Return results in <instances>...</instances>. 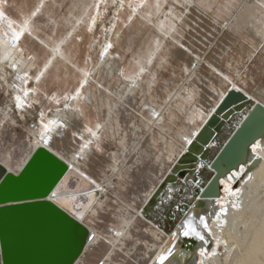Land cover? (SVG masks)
<instances>
[{
  "label": "rangeland",
  "instance_id": "1",
  "mask_svg": "<svg viewBox=\"0 0 264 264\" xmlns=\"http://www.w3.org/2000/svg\"><path fill=\"white\" fill-rule=\"evenodd\" d=\"M0 11L6 22L0 24L1 34L8 32L7 26L13 31L20 29L21 23L27 26L16 38L15 62L27 78L24 90L28 95L24 108L19 109L21 102L11 88L15 71L11 72L7 63L0 67V125L7 119L8 129L7 135L0 137V157H10L9 164L18 169L32 149L33 121L41 129L57 110L74 114L75 124L64 127L69 138L73 133L90 136L87 129L96 131L95 125L101 124L97 132L100 150H95L92 137L93 143L80 161L84 169L106 182L109 190L86 218L105 241L93 254V264L111 252L116 259L105 264H147L145 258H154L183 215L167 216L161 224L154 209L149 210L154 219L136 221L125 242L117 241L112 248L107 241L113 244L114 235L106 228H118L120 212L127 209L124 201L133 206L129 207L132 214L134 207H143L144 193L153 190L173 163L166 155L171 154L168 146H177L173 141L176 130L190 133L189 127L201 122L191 118L193 112L203 114L202 110L207 111L209 104L217 101L216 94L205 90L214 83L209 65L231 61L234 70L241 69L243 88L262 86L264 0H0ZM172 29L176 35H171ZM178 37L182 38L179 42L187 41L185 47L196 49L191 56L176 47ZM156 40L163 46L159 53ZM108 43L113 48L102 56ZM54 46L59 49L57 55L53 54ZM196 56L203 63H198ZM165 57L168 63L161 65ZM190 60L197 63L196 69H191ZM249 62L253 67L243 74ZM185 67L189 73L183 71ZM85 79L81 97L73 99ZM189 86L197 90L192 100L184 91ZM175 92V97H169ZM160 105L164 120L146 126L150 108ZM67 139L61 137L57 143ZM114 151L121 159L120 176H114L109 168ZM240 177L233 182L234 189H239ZM157 235L159 239L154 238ZM185 240L180 241L177 254L185 244L190 250L192 243ZM218 251L223 256V243Z\"/></svg>",
  "mask_w": 264,
  "mask_h": 264
},
{
  "label": "bare ground",
  "instance_id": "2",
  "mask_svg": "<svg viewBox=\"0 0 264 264\" xmlns=\"http://www.w3.org/2000/svg\"><path fill=\"white\" fill-rule=\"evenodd\" d=\"M2 13L3 12L0 11V24L6 23L3 20L4 13ZM19 26L20 29H17L16 31H13L12 28L7 26L8 32H3L2 34L0 33V67L3 68V65L7 63L11 68V72L15 71L13 77L11 76L13 79L11 88L14 91L17 99L21 103H23L26 99L25 97L28 96L26 94L27 92H25L26 89L24 90V85L27 82V78L24 77V75L21 73V67H18L17 62H15V46L16 38L20 37L21 34H23L27 30V26L22 25V23ZM52 51L53 54L57 55L59 49H57V47L55 48L54 46L52 48ZM108 64L107 66H109ZM257 88L260 87H256V89ZM229 89L230 87L226 91L223 90L221 92L223 94L219 96V99H217L215 103H210L211 105L209 104V106L207 105V111L201 109L202 112H204L203 114H197L193 112L194 115H192L191 118L193 120H197L199 118L201 122L197 123L196 127L190 126V133H184L180 130H176L177 137H174L172 135V138H175V140L173 141L177 146L175 147L174 144L168 146V149L170 147L169 152L171 154L165 155L169 159H173V163L172 165H170L168 170H166L165 174L152 190H159L158 194L155 197L157 202L165 201V193L169 191V188L172 185H177V187H179L180 184H184L186 179L187 187L185 188V191H187L188 188H191L192 191L189 193V195H195L197 197L196 200L192 201V205L189 206L183 214H179L183 215V218L176 225L174 232L182 231V225L188 217L192 218L193 226L196 227L198 231H203L198 217L199 215H206L209 217V225L212 230L211 235L206 236V239L209 240V245H204L201 241H199L198 238H188L186 240H189L192 243L190 250L187 249V246L185 244L182 252L177 254L176 250L179 249L180 241L184 238L181 236L179 237V242L175 244L174 255L172 258H170L171 264H194V253L195 259H203L198 256V252L202 247H209L210 251L213 248L217 250V254L209 259H206L205 264H264V116L259 118L258 120H255L250 129H248L246 135L242 136L241 139L228 150L226 155H220L218 157V162L213 164L214 157L212 158V155L218 156L217 154L219 152V148L230 137V135L238 126L239 122L245 116L246 112L252 107L253 103L248 105L246 111H244L242 114L236 115L230 120H226L225 126L218 133V137L209 141V143L204 144V147H206V150L208 151L205 157L198 154L196 151L191 152L195 157H193L191 161L185 162L188 164L189 162H192L195 170L190 173H185L184 176L178 178L175 181L173 180L171 182L163 184L165 177L170 174V172L173 171L178 175L180 174V169H176L175 165L177 166V164L180 163L183 152H190L191 144L184 143L181 138L185 137L193 140L194 137L197 136V133L201 129L202 125L207 122L211 114L216 112H219L220 114L223 113L219 111V103L225 97L226 92ZM237 90L244 92V94L248 98L253 100L254 103H261L264 105V97L260 95L258 90L256 91L255 95L253 94L254 90H247L240 85H238ZM169 94V97H173L176 92L174 94ZM161 106L162 105H160L159 108H150L151 117L147 116L146 126H149L150 123L160 124L157 123V118L152 116V112L154 110L163 115V106ZM9 115L10 114L7 113L6 117H8ZM73 115V112H66L64 111V109L57 110L49 115L51 121L54 120L57 122L56 124L51 126L52 131L49 133V135L53 137L54 142H57L61 137L63 139L68 138L67 140L69 141L70 138L66 136L64 127L66 125L75 124L76 120ZM33 122V129L31 130V134L33 137L31 141L32 149L29 154L23 159L19 168L15 169L9 164L10 157H0V162L9 171L17 172L26 162L28 157L32 154L33 150L37 146L41 145L39 134L43 131V127L40 129L39 123L36 121ZM61 124H63L64 126L60 127ZM160 128H162V126H160ZM78 134L83 136L84 139L83 141L77 140V143L75 144L72 143L71 146L74 150L76 149V147L81 146L83 143L92 140L91 136L85 137L83 133ZM63 143L67 142L65 141ZM178 146L180 149L178 148ZM254 146L255 151H253ZM87 149H85V154L87 152ZM52 151H55V149H52ZM120 160L121 159L117 155V152L114 151L112 162L109 165V168L113 172L114 176H120V172L122 170V166H120ZM65 162L69 165L68 171L64 175V177L67 178V185L66 189L62 190L59 195L62 198H67L68 202L66 205H61L59 207H61L73 218L79 205H88V196L86 195V193L92 191L93 189L87 184L86 181H84L81 177H78L71 171L72 167H76L80 172H84V174L90 179L95 180L102 189V191H100V193L96 195L92 204L87 208L82 209L83 216L78 220L87 228L88 231L95 232L96 235L100 237L101 234H99V231L96 230L94 226L90 225L86 221V218H88V216L92 212H95L96 204L102 202L103 195L105 196V198L106 195H108L109 190L107 189L108 187L106 186V182H101L100 179L93 175L90 169H84L81 165V162H77L74 164L71 159V155L65 157ZM239 168H244L247 174L252 177V179L249 180L248 175L239 173ZM207 173H211V177H208ZM233 173H237V177L240 175L243 177L242 179H239L240 193L237 196L232 195V192L235 191V189L233 188L234 181L229 182L227 179L229 176H232ZM193 176L195 177V180H193ZM107 181H110V179ZM197 186H200V190L198 192L196 191ZM231 195L233 196L232 198H230ZM72 197H76V199L72 200ZM217 200L220 201L219 204L215 203V201ZM124 202V204H126L127 206V209L124 208L125 210L120 212L121 219L119 221V226H117L118 228H115L113 226L106 228L107 231H109L113 235L115 231L121 230L120 227L124 220H131L135 215L130 213L129 207L132 208L133 206L129 202ZM233 204H239L240 207L233 208ZM221 207L226 208L227 212L226 214L221 215L219 220H217L214 213L216 211H219ZM121 208H123V206H121ZM134 208L133 210H135ZM153 209L154 208L150 209V211ZM125 211L127 213H125ZM167 216H178V214L174 209L166 207L160 208L158 212L155 211V217H157L161 224L164 223V220ZM154 233L157 234L156 231H154ZM129 234H132L131 228L129 229ZM170 236L167 238V240H164L163 243L159 245L155 255L159 254L164 248L170 246L167 243V241L170 239ZM124 238H117L114 236L113 245H117L115 244L117 241L125 242L123 241ZM225 242L227 244L226 247H224ZM89 243H91V241H89ZM221 243H223V250H225L223 256H221L218 251L219 244ZM188 252H190L191 255L188 256ZM77 260H80V257H78Z\"/></svg>",
  "mask_w": 264,
  "mask_h": 264
},
{
  "label": "water",
  "instance_id": "3",
  "mask_svg": "<svg viewBox=\"0 0 264 264\" xmlns=\"http://www.w3.org/2000/svg\"><path fill=\"white\" fill-rule=\"evenodd\" d=\"M251 103L252 107L219 148L218 156L212 155L213 164L246 135L255 120L264 116L263 104L254 103L244 92L230 88L219 103V111L223 113L211 114L192 140L190 152H183L180 163L175 165L180 174L170 172L163 184L195 170L192 162H185L195 157L191 152L205 157L208 151L204 144L218 137L226 120L242 114ZM36 153H39L36 160L29 163ZM0 168L5 170L0 176V264H74L72 257L87 228L79 221L78 226H74L72 217L45 195L54 182L59 183L61 163L50 160L40 145L17 172L9 171L1 162ZM63 171L65 175L68 168Z\"/></svg>",
  "mask_w": 264,
  "mask_h": 264
},
{
  "label": "snow or ice",
  "instance_id": "4",
  "mask_svg": "<svg viewBox=\"0 0 264 264\" xmlns=\"http://www.w3.org/2000/svg\"><path fill=\"white\" fill-rule=\"evenodd\" d=\"M131 20V17L129 18ZM94 22V21H93ZM227 27V26H225ZM171 35H176V30L172 29ZM182 38L178 37V40L176 42V47H178L183 52H187L189 56L192 55L193 52L196 51V49L192 45H188V47H185V44L187 41L179 42V40ZM156 53H159L162 50V45L160 44L159 40H156ZM113 48L112 43H108L101 55L106 56L109 51ZM227 55V54H225ZM156 55H154L152 58L148 60V63L151 64L153 60L155 59ZM196 61L198 63H203V61L200 60V56L195 57ZM169 58L165 57L161 60V65H165L168 63ZM191 65V69L197 68V63H192L191 60L189 61ZM243 63V62H242ZM253 67L252 63L249 62L246 64V67L243 68V74H246L249 69ZM209 68L213 74V80L214 83H211L205 90L216 94L217 99H219V96L223 93L219 91V89H224L225 91L230 87L231 90L235 91L238 88V85L242 86V72L240 67H236L234 70L233 62L229 61L226 65H222L221 63H218L216 67H212L209 65ZM163 70V67L160 68ZM144 69H141V72H143ZM185 73H189L190 69L185 67L183 69ZM121 75H123L121 73ZM155 79V77H153ZM207 83V82H205ZM87 84V81H83L81 87L78 91H74L73 99L81 97L82 91ZM219 85V88L217 87ZM203 88L204 86L201 85ZM259 91V93L264 96V81H262V86L260 88H257L253 91V94H256V91ZM184 91L188 94L189 100H192L193 97L197 94L196 89H192L191 86L189 88L184 89ZM201 95H203V92H200ZM68 99V98H66ZM24 103H20L19 109L24 108ZM152 116L157 118V123L162 122L164 120V116L161 113H158L153 110ZM14 123V122H13ZM57 122L52 120L48 123H44L42 125L43 131L39 134L40 142H41V148L42 150H46L48 154V158L52 160L53 162H60L62 165V171L60 175L57 176V180L59 183L54 182L53 186H50L48 189V193H45L47 196V199L53 203L56 206L66 205L68 200L67 198H62L59 193L62 190L66 189L67 185V178L64 177V171L63 169H67L69 165L67 163H64L65 157H68L71 155V159L73 163L80 162L85 157V149L89 147L90 144L93 143V140H89L86 143H83L81 146L76 147L74 150L72 145V139H77L83 141V136H77L75 133L72 134V138L69 139L67 143H57L54 142L53 137L49 135V133L52 131L51 126L56 124ZM64 125L61 124L60 127H63ZM101 124L97 123L95 125L96 131H93V129L89 128L87 129L89 135L95 139L96 142V151L100 150V145L98 143L99 136L97 135V132L101 129ZM7 119L5 125H0V137H3L7 135ZM184 143L186 144H192V139L182 137L181 138ZM52 149H55V151H52ZM253 151H255V146L253 148ZM39 155V153H36L32 155L31 161H35L36 157ZM159 158H157L158 162ZM204 167V166H202ZM4 169L0 168V176L4 175ZM24 171H27V168L24 169ZM71 171L77 175L78 177H81L84 181L87 182V184L93 189L92 191L86 193L88 196V205H79V207L76 209V212L71 220V223L74 226H78V220L82 218L83 212L82 209L87 208L89 205L92 204L94 198L102 189L100 186L96 183L95 180L90 179L88 176L84 174V172H80L76 167H72ZM239 173H242L244 175H248L244 168L238 169ZM21 175H23V172H21ZM62 177H64L62 179ZM243 178L242 176L240 177ZM229 182L235 181L237 179V173H233L232 176H229L228 178ZM248 179L251 180L252 177L248 175ZM193 180H195V177L193 176ZM179 183V182H178ZM147 187V186H146ZM187 187V180L185 179L184 184H180L179 187L177 185H172L169 188V191L165 193L166 200L157 202L155 197L158 194V189L155 191H146L142 197V204L143 207L138 205L135 208V215L131 220H124L121 225V230L115 231L114 236L117 238H124L128 236L129 229L135 224L138 220H144V218L147 217L149 221L154 219V217L149 216V210L154 208L155 211H159L160 208L166 207L171 208L176 211V213L183 214L189 206L192 205V201L196 200L197 197L195 195H189V193L192 191L191 188H188L187 191H185V188ZM200 190V186H197L196 191L198 192ZM240 193V189H235V191L232 192V195L237 196ZM72 200H75L76 197H72ZM216 204H219L220 201H215ZM233 208H239V204H233ZM227 209L224 207H221L219 211H216L214 213L217 220H219L220 216L223 214H226ZM199 221L202 225L203 231H198L196 227L193 226L192 218L188 217L186 218L184 224L182 225V231L172 232L170 239L167 241V243L170 245L169 247L164 248L159 254L155 255L154 258H145L148 264V261L151 260V264H171V259L174 255V248L175 244L179 242V237H184L186 239L188 238H198L199 241H201L204 245H209V240L206 239V236L211 235V228L209 225V217L206 215H199ZM157 224H159V221H157ZM111 231V230H110ZM155 239H159V236L157 235L154 237ZM91 241V243H89ZM104 238L98 237L95 232L85 231L83 240L81 241L79 247L77 248L75 254L72 257V261L75 262V264H93L92 256L94 253H96L98 247L100 244H104ZM108 243V246L110 248L114 247L112 243ZM123 255V253H120ZM217 254V250L213 248L211 251L209 250V247H202L200 248L198 252V256L203 259H195V253H194V264H205V260L209 259ZM77 257H80V260H77ZM116 259L115 253H108L106 256H103L102 259L95 260V264H105L106 261L111 262Z\"/></svg>",
  "mask_w": 264,
  "mask_h": 264
}]
</instances>
